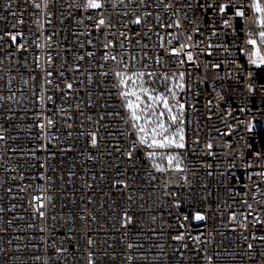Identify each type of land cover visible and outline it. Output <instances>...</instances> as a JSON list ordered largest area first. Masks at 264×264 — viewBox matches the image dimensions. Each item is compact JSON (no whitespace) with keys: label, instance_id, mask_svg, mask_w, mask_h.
Wrapping results in <instances>:
<instances>
[{"label":"built area","instance_id":"built-area-1","mask_svg":"<svg viewBox=\"0 0 264 264\" xmlns=\"http://www.w3.org/2000/svg\"><path fill=\"white\" fill-rule=\"evenodd\" d=\"M98 2L0 0V264H264L253 0ZM117 72L167 96L182 148L150 158Z\"/></svg>","mask_w":264,"mask_h":264},{"label":"snow or ice","instance_id":"snow-or-ice-1","mask_svg":"<svg viewBox=\"0 0 264 264\" xmlns=\"http://www.w3.org/2000/svg\"><path fill=\"white\" fill-rule=\"evenodd\" d=\"M39 4H36V7H39ZM88 7L92 9H98L101 7V4L98 0H88ZM252 8L257 14V23L260 28H264V4L261 3V0H253ZM237 15L242 16L243 13H237ZM103 24L104 21L101 20L99 22ZM139 23V21H137ZM13 40L16 38L13 37ZM259 43L264 44V31L259 33ZM248 44L252 46L254 49L253 56L255 59L252 60L253 64H264V55L261 54L260 48L258 46L257 40L249 38ZM174 55H179V50H173ZM113 60L116 59L115 56L112 57ZM188 60H192V56L189 54L187 56ZM183 63V61H181ZM143 73L134 72V73H121L117 72L116 76L120 80L121 85V95L125 100V106L128 112L131 115V119L134 122V126L139 136V142L146 147L153 149L152 152L149 153L150 158H156L157 149H169L172 147H183V136L180 135L179 132L172 133L169 131L170 125L166 123L165 114L167 113L168 121L171 123L177 124L179 127L178 117L173 115V108L169 104V100L167 96L162 94H153V90L144 87V83L142 82ZM151 75V73H149ZM179 79L183 80V74H180ZM175 88L183 89L184 85L182 83H175ZM71 88V85H68ZM169 92L172 96H175V93L172 92V89H169ZM147 98V102L144 98ZM162 106L163 110H159ZM183 108V105H180V109ZM166 110V112H165ZM143 121V123H141ZM177 136H179V142L177 141ZM92 143L95 144V138H93ZM211 147V145H209ZM160 160H167L169 166L173 165L174 161L176 162L177 168L179 162L176 161L174 156H164L161 155ZM156 168L160 172H164L165 169L161 167L159 164L156 165ZM38 204L42 207L41 201L44 197H35L34 198ZM43 215V213H40ZM197 220L204 219L203 216L197 215Z\"/></svg>","mask_w":264,"mask_h":264},{"label":"water","instance_id":"water-1","mask_svg":"<svg viewBox=\"0 0 264 264\" xmlns=\"http://www.w3.org/2000/svg\"><path fill=\"white\" fill-rule=\"evenodd\" d=\"M160 83H162V79H160Z\"/></svg>","mask_w":264,"mask_h":264}]
</instances>
